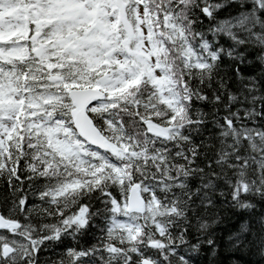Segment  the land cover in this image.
Masks as SVG:
<instances>
[{"label": "snow or ice", "instance_id": "snow-or-ice-1", "mask_svg": "<svg viewBox=\"0 0 264 264\" xmlns=\"http://www.w3.org/2000/svg\"><path fill=\"white\" fill-rule=\"evenodd\" d=\"M0 264H264V0H0Z\"/></svg>", "mask_w": 264, "mask_h": 264}]
</instances>
